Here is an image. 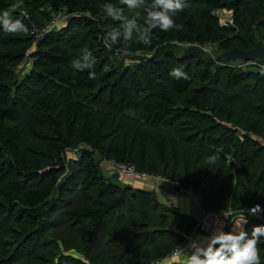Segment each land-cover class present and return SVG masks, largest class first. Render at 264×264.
I'll list each match as a JSON object with an SVG mask.
<instances>
[{"label":"trees","instance_id":"1","mask_svg":"<svg viewBox=\"0 0 264 264\" xmlns=\"http://www.w3.org/2000/svg\"><path fill=\"white\" fill-rule=\"evenodd\" d=\"M152 3L0 0V16L27 28L8 33L0 23V264H148L182 244L196 220L147 185L107 177L101 162L109 160L190 185L203 205L230 207V221L244 214L249 238L264 226V68L219 54L264 44V0H183L172 15L179 27L153 29L151 45L136 28L125 40V21L104 11L123 9L143 29ZM62 8L78 15L31 47V23ZM215 9L234 27H220ZM174 42H213L219 56ZM29 48L32 67L17 77ZM87 52L95 63L75 68ZM114 54L140 57L123 67ZM176 67L188 78L171 77ZM79 144L86 147L69 157ZM255 203L260 217L242 211ZM257 248L264 264V236Z\"/></svg>","mask_w":264,"mask_h":264},{"label":"clouds","instance_id":"2","mask_svg":"<svg viewBox=\"0 0 264 264\" xmlns=\"http://www.w3.org/2000/svg\"><path fill=\"white\" fill-rule=\"evenodd\" d=\"M122 3L127 5L130 9L139 7L143 0H122ZM20 5H13L17 8ZM184 8L183 0H153L151 8L148 10L146 25L147 27L141 29L137 24L136 19H127L123 15V9L117 8L112 4H105L104 11L111 16L113 20H124V39L129 40L132 36V29L136 28L138 32H142L139 36V42L144 45H151L152 40L149 33L155 29L160 28L162 31H168L175 25L172 15ZM0 23L3 29L8 33L26 32V26L19 20H12L9 12H4L0 16ZM119 32L113 31L111 38L116 43V37ZM110 47V46H109ZM91 52L84 55L85 63L74 61L73 66L77 69L90 68L95 63V59L90 63L88 56ZM169 75L175 79H187L186 73L181 67L173 68ZM90 78H94V73H90ZM215 159V157H213ZM261 211V206L256 204L250 210L251 214L257 215ZM247 223L246 217L240 218L234 223L233 230L225 233L219 230V234H213L209 239L210 242L207 247H197L196 241H193L190 247L195 248L191 254H185L184 264H260V256L257 248V243L260 237L264 236V226H254L251 231V237L244 230L243 225ZM219 244V247H214Z\"/></svg>","mask_w":264,"mask_h":264},{"label":"built area","instance_id":"3","mask_svg":"<svg viewBox=\"0 0 264 264\" xmlns=\"http://www.w3.org/2000/svg\"><path fill=\"white\" fill-rule=\"evenodd\" d=\"M219 19V26H233L232 17L229 12H224L220 9H215L213 12ZM78 15L73 12H67L66 9L62 8L59 12L51 11L48 15V20L46 24L50 23V25L44 24V26L40 29L35 25H31V30L38 29L42 34L33 38L32 46L38 42L40 37H42L45 33L53 31L56 27L61 26L65 19L70 15ZM85 15H90L88 11L84 12ZM174 44L185 47V46H192L197 47L200 51H202L205 55H213L211 49H215L217 47L216 43L213 42H206V43H199V42H191V43H180L174 42ZM29 55V49L26 51L25 56ZM216 60V58H213ZM240 67H261L264 68V65L260 64L256 59H249L244 60L243 63L238 64ZM77 152V148H73L70 151V154H74ZM108 163L112 166V169L120 176L126 177L130 179H134L136 181L142 182L144 185L147 184H157L160 181H164L169 183L171 187L176 188L179 191L185 193L190 199H192L195 203L199 205L200 215L196 219L195 226L192 228L191 232L186 236L185 240L182 244L177 246L169 255L161 257L159 259H155L150 261L148 264H169L175 258H179L185 256V254H191L192 248L190 245L193 241H197L200 237H202L211 227L212 224L218 221H226L230 222V217L234 215V211L228 207L224 211H219L210 207H207L201 203L200 195L196 193L190 185H182L178 184L177 181L164 177L162 174L156 172H150L144 169H138L133 163H126V162H118L116 160H109ZM258 203L253 204L252 206L247 207L246 209L242 210L248 216L260 217L262 213L261 211L257 215L251 214L250 210L253 206ZM260 205V204H259ZM261 206V205H260Z\"/></svg>","mask_w":264,"mask_h":264},{"label":"crops","instance_id":"4","mask_svg":"<svg viewBox=\"0 0 264 264\" xmlns=\"http://www.w3.org/2000/svg\"><path fill=\"white\" fill-rule=\"evenodd\" d=\"M110 168L112 166L108 164ZM106 172H111L109 169L105 170ZM142 185V182H140ZM139 184V185H140ZM154 184H147L145 187H150L154 189L155 194L157 195L158 199L164 203L170 204L173 209L178 210L179 212L191 216L194 220H196L199 215V205L195 203L192 199H190L185 193L182 191L177 190L174 187H171L169 183L164 181L158 182L156 186ZM246 217L244 214H236L235 217L231 220L230 223H227V226L224 222L218 221L211 225L210 229L196 241L197 247H207V244L210 242L209 239L213 234L218 235L219 230L224 231L225 233L231 232L234 227V223L237 222L240 218ZM245 227V224L243 225ZM193 252L196 250L192 248ZM185 256L175 258L171 263L174 264H184Z\"/></svg>","mask_w":264,"mask_h":264},{"label":"rangeland","instance_id":"5","mask_svg":"<svg viewBox=\"0 0 264 264\" xmlns=\"http://www.w3.org/2000/svg\"><path fill=\"white\" fill-rule=\"evenodd\" d=\"M69 17V16H68ZM68 17L65 19V21H64V23L61 25V27H63V26H65L66 25V23H67V21H68ZM47 20H48V16H47V18L45 19V20H43V22L40 24V25H38V24H36V23H31V25H35L36 27H38V28H42L43 26H44V24H46V22H47ZM31 25H30V35H31V37H36L35 35H37V36H39V35H41L42 33L40 32V31H38V29H34V31H32L31 30ZM46 25H50V23H48V24H46ZM60 28V26L59 27H56L54 30H57V29H59ZM78 31V27L76 28V27H74V28H72V32H77ZM237 32V31H236ZM100 37V36H99ZM33 40V39H32ZM104 44H105V46L107 47V49H109L110 47H109V45H108V43H106V42H104ZM261 44H263V43H261ZM264 45V44H263ZM31 47H33L32 46V41H31ZM195 47V46H194ZM197 48V47H196ZM217 49V47L213 50V49H211V52L213 53V55H206L208 58H211V59H213V58H216V57H218L219 55L217 54V51H215ZM29 51H30V48H29ZM219 54L221 55V53L219 52ZM139 54H134V55H127V54H125V57L123 56V55H121V54H114V55H111L110 56V60L112 61V63H114L113 65H115V66H119V65H123V67L124 66H126V65H128V64H133V63H137L138 62V59H139ZM259 60V59H258ZM215 61H217V59L215 60ZM233 61H235V62H239V61H241V59H235V60H233ZM32 62H33V60L30 58V55H28V56H25V58L23 59V61H22V63H20L19 64V66L17 67V69H16V75H17V77H23L26 73H28L29 72V70L31 69V67H32ZM227 124H225V125H227L228 127H233L232 125H230V124H228V122H226ZM238 133H240V132H237V134ZM86 146L85 145H83V144H79L76 148H77V152L80 150V148H85ZM73 149V148H72ZM70 151H71V149H69V157H72V156H74V154H70ZM76 152V153H77ZM75 153V154H76ZM78 154V153H77ZM95 157H96V155H95ZM101 165H104V169L105 170H110L111 172H106L105 174H106V176L108 177V176H112L113 174H115L116 172L115 171H113V169H111L110 167H109V165L108 164H104V163H102L101 162ZM67 171H68V169H66V173H67ZM117 174V173H116ZM64 175V174H63ZM62 175V176H63ZM118 175V174H117ZM114 176H116V175H114ZM119 176V175H118ZM116 178H117V180L121 183V184H128V185H132V186H134V187H142V185H144L143 183H142V185L140 184V181H136V180H134V179H130V178H126V177H117L116 176ZM140 184V185H139ZM167 205H169V206H171L170 204H168V203H166ZM222 222H224L225 224H226V226H227V223H230V222H226V221H223V220H221ZM232 223V222H231ZM219 246V245H218ZM192 252H193V250H192Z\"/></svg>","mask_w":264,"mask_h":264},{"label":"water","instance_id":"6","mask_svg":"<svg viewBox=\"0 0 264 264\" xmlns=\"http://www.w3.org/2000/svg\"><path fill=\"white\" fill-rule=\"evenodd\" d=\"M221 55L223 60L225 61H233L237 58L241 60H264V45L261 44V42H257L256 45L250 49L242 50L236 47L230 50L223 51Z\"/></svg>","mask_w":264,"mask_h":264}]
</instances>
